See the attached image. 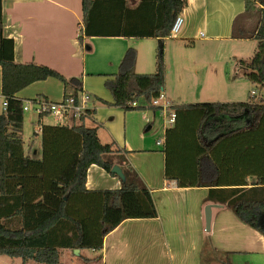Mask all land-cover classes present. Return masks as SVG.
Segmentation results:
<instances>
[{
	"label": "trees",
	"instance_id": "1",
	"mask_svg": "<svg viewBox=\"0 0 264 264\" xmlns=\"http://www.w3.org/2000/svg\"><path fill=\"white\" fill-rule=\"evenodd\" d=\"M187 2L141 0L131 8L127 0H82L78 40L123 36L164 42ZM245 8L256 10L255 24L248 29L241 17L236 19L232 38L258 42L251 59L240 63L243 76L262 89L264 0H245ZM14 54V39L4 35L0 0L2 93L8 103L0 114V255L21 258L24 264L28 260L60 264V249L101 251L104 237L122 221L156 217L151 192L126 164L125 150L113 140H100V126L90 118L94 110L69 116L79 119L78 124L42 125V157L25 154L22 131L27 101L16 93L54 77L64 84V100L77 105L83 89L78 78L67 79L44 65L17 63ZM136 56V50L129 48L119 72L105 86L116 107L156 111L152 100L164 93L168 73L164 55L156 56L151 73L135 71ZM251 96L242 102L173 104L176 120L166 129L163 146L165 177L176 180L179 187L208 188V200L226 204L264 236V102ZM93 164L113 176V166H120L125 174L121 188L87 189V172Z\"/></svg>",
	"mask_w": 264,
	"mask_h": 264
},
{
	"label": "crops",
	"instance_id": "2",
	"mask_svg": "<svg viewBox=\"0 0 264 264\" xmlns=\"http://www.w3.org/2000/svg\"><path fill=\"white\" fill-rule=\"evenodd\" d=\"M140 1L127 0V3L134 8ZM2 8L4 35L15 41V62L48 66L67 79L82 81L83 92L90 96L87 107L95 111L90 118L100 126V140H113L125 150L126 164L138 172L156 205V217L122 221L104 237L102 250L92 249L95 256L83 258L85 261L95 260L98 264H264V236L258 230L242 222L226 204L208 200V188L179 187L176 180L165 177V133L163 141L156 142L144 134L152 127L146 112L112 105V94L105 82L119 72L129 48H134L137 53L135 71L153 72L158 38L93 36L80 42L82 0H2ZM181 16L184 24L177 39L188 40L193 45L183 44L188 51L178 49V54L173 57L175 69L183 71L189 60L208 63L213 59L218 62L222 55L236 58L243 54L245 57H240L237 64L244 73L240 61L251 59L256 48L250 41L256 40L233 39L232 31L240 17L246 28L255 24V12H246L245 0H188ZM138 40L148 43L151 56L146 64L139 59ZM237 43H246L245 47L250 44L248 50L239 53ZM196 47L201 48L191 49ZM184 62L187 65L184 66ZM207 74H210L209 70L195 68L192 77L204 80ZM215 74L219 76L221 70H216ZM206 84L210 90H219L216 82ZM167 87L166 78L165 89ZM164 92L167 98L172 97L171 100H181L180 95H171L169 87ZM221 94L212 92L208 95L221 98ZM254 94L255 101L264 102V99L257 100ZM16 96L31 103L24 113L22 131L24 152L31 158L42 157V125L80 123L79 119L72 120L51 111L41 114L38 106L31 102H61L64 99V84L54 77L31 83ZM219 100L231 99H217L215 102H222ZM3 101L0 66V109ZM145 121L150 124L149 129H144ZM121 186L122 180L117 175L113 176L95 164L89 167L87 189H120ZM208 204L213 206L210 229L206 230L205 208ZM62 255L69 260L76 256L71 257L60 249V262Z\"/></svg>",
	"mask_w": 264,
	"mask_h": 264
},
{
	"label": "rangeland",
	"instance_id": "3",
	"mask_svg": "<svg viewBox=\"0 0 264 264\" xmlns=\"http://www.w3.org/2000/svg\"><path fill=\"white\" fill-rule=\"evenodd\" d=\"M253 12H256V10ZM249 29V28H248ZM252 29V28H250ZM173 38V39H172ZM177 38H180V32L177 33L174 36H171L166 39L165 42H163V55L165 58L166 66L168 69L167 73V79H168V87L171 90V95H180L181 100L174 99L171 100L169 98H172L169 96V98L166 99L168 101H172V104L174 103H195V102H215L217 99H231L228 100H219L222 102H242L247 101L249 99L250 94L252 95V91L255 90V97L257 100L264 99V89H259L255 86H253L249 80L242 77L243 70L238 66L237 61L240 59V57H245L237 55L238 57L230 56L227 58H224L222 55V58L220 61L215 62L213 59H210L209 62H205L203 60H196L193 62H189V65H187V62H184V66L187 65V67H184L183 71L177 70L174 68L173 62H174V56L178 54V49H185L188 51V48H183L184 45L192 46V42L185 40L181 41ZM251 44L256 48L258 42L250 41ZM137 49L139 51V59L141 60L142 64L148 63L150 59V52L149 48L147 47V41L144 40H138L136 41ZM184 44V45H183ZM237 43L238 46V52H244L248 50V47L250 43ZM135 45V44H134ZM201 47L191 48V49H199ZM254 49V48H253ZM196 51V50H195ZM160 54L159 53V42L156 46V56ZM185 56V54H184ZM174 57V58H173ZM197 68L201 71L209 70L210 74H207L205 79L199 78H193L192 74L194 72V69ZM220 71L221 74L218 76L215 74V71ZM149 73V72H147ZM216 82L217 87L219 90H215L209 88L206 83H212ZM200 83H203L201 86ZM168 87L165 89V91H168ZM214 92H222L221 98H213L211 93ZM166 92H164L165 94ZM213 99V100H212ZM215 99V100H214ZM131 110H138L146 112L148 115V119H150V123L152 127L145 131L144 134L153 140V142H156L157 140L163 141L164 139V133L167 127H169L168 123L165 124L164 118L161 116L159 109L153 112L152 108L147 109H131ZM149 121V120H147ZM90 122V121H89ZM144 129L147 128L148 124L145 121ZM62 251H66L71 257H73L74 250L70 249H61ZM81 256L76 255L73 257V260H69L66 258L65 255H62L60 264H98L97 261L91 260V261H85L83 258H93L95 256V253L91 251L92 249H81ZM73 253H72V252ZM74 254V255H73ZM0 264H24L23 260L21 258H10L8 256L0 255ZM25 264H38L34 260H28L25 262Z\"/></svg>",
	"mask_w": 264,
	"mask_h": 264
},
{
	"label": "built area",
	"instance_id": "4",
	"mask_svg": "<svg viewBox=\"0 0 264 264\" xmlns=\"http://www.w3.org/2000/svg\"><path fill=\"white\" fill-rule=\"evenodd\" d=\"M184 24V18L181 16V14H179L173 24H172V28H171V35L170 36H174L177 33H179L183 27ZM252 93L254 94L255 91H252ZM90 99L89 94L84 93L82 94L81 97V102L77 105H73L72 101H67L66 100H62L61 102H49L46 100H35V101H31L32 103H34L36 106H38V111L40 113H44L46 111H51L54 112L60 116H75V117H79L81 114L85 113V111L87 109H89L87 107V102ZM31 103L30 102H26L24 104V110L26 111L29 107ZM136 103H134L135 105ZM7 101L4 99L3 103H2V107L0 109V114L5 112L6 108H7ZM152 105L159 111L160 114L165 118V123L170 126H173V124L175 123L176 120V112L172 109V104L171 102H169L166 99V96L164 93H161L158 97L154 98L152 100Z\"/></svg>",
	"mask_w": 264,
	"mask_h": 264
},
{
	"label": "water",
	"instance_id": "5",
	"mask_svg": "<svg viewBox=\"0 0 264 264\" xmlns=\"http://www.w3.org/2000/svg\"><path fill=\"white\" fill-rule=\"evenodd\" d=\"M159 42V53H163V42L161 39L158 40ZM150 127H148L149 129ZM112 172L115 173L122 181L125 180V174L122 170V168L118 165H114L112 168ZM212 204H208L205 208V223H206V230L210 229V222H211V217H212V213H211V208H212ZM80 253V249H74V254L79 255Z\"/></svg>",
	"mask_w": 264,
	"mask_h": 264
}]
</instances>
